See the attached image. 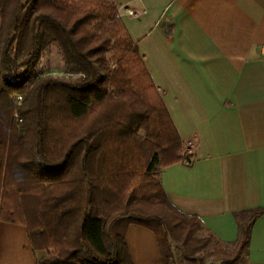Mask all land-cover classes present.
<instances>
[{
    "label": "trees",
    "instance_id": "trees-1",
    "mask_svg": "<svg viewBox=\"0 0 264 264\" xmlns=\"http://www.w3.org/2000/svg\"><path fill=\"white\" fill-rule=\"evenodd\" d=\"M52 46L67 78L39 69ZM178 161L190 163L115 0H0V221L26 226L40 264H134L130 224L154 232L161 264L245 263L264 209L234 214L232 249L198 237L200 218L161 183Z\"/></svg>",
    "mask_w": 264,
    "mask_h": 264
},
{
    "label": "crops",
    "instance_id": "crops-1",
    "mask_svg": "<svg viewBox=\"0 0 264 264\" xmlns=\"http://www.w3.org/2000/svg\"><path fill=\"white\" fill-rule=\"evenodd\" d=\"M180 135L190 163L160 172L170 202L234 244V214L264 209V0H115ZM132 11L133 14L128 12ZM134 264H161L157 238L130 224ZM27 228L0 221V264H40ZM244 264H264V214Z\"/></svg>",
    "mask_w": 264,
    "mask_h": 264
},
{
    "label": "rangeland",
    "instance_id": "rangeland-1",
    "mask_svg": "<svg viewBox=\"0 0 264 264\" xmlns=\"http://www.w3.org/2000/svg\"><path fill=\"white\" fill-rule=\"evenodd\" d=\"M39 69L42 70V72H44V74L50 73L53 76H57L59 78H67L66 75H64L63 73V61L61 58V55L59 54L57 48L55 46H52L48 51L44 52L42 54L40 63H39ZM14 106V111H13V118L16 119L15 114L18 113L19 114V108H17L15 106V104H13ZM20 117V114L18 115ZM206 235L205 232H202L201 234L198 233V237H204ZM223 247H225L226 249H232L233 245L232 244H224ZM212 247L209 246L208 249L206 250L207 252L211 251ZM202 255V257L204 258L203 264H213L211 263L212 257L209 255L204 254V252L200 253ZM174 255L176 258V261L179 262L180 259V254L179 251L177 249H175L174 251ZM219 261H216L214 264H218ZM179 264H191L189 262L186 261H182L180 260ZM237 264H244L243 261H240Z\"/></svg>",
    "mask_w": 264,
    "mask_h": 264
},
{
    "label": "built area",
    "instance_id": "built-area-1",
    "mask_svg": "<svg viewBox=\"0 0 264 264\" xmlns=\"http://www.w3.org/2000/svg\"><path fill=\"white\" fill-rule=\"evenodd\" d=\"M128 13H129V14H133L132 11H129ZM13 101H14L15 106H16V107H19V106L21 105L22 98H21L20 95H16V96H14ZM15 117H16V119H17L18 121H21V117H19L17 113L15 114Z\"/></svg>",
    "mask_w": 264,
    "mask_h": 264
}]
</instances>
